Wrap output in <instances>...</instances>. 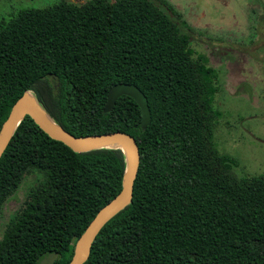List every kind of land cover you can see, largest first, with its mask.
<instances>
[{"label":"trees","instance_id":"obj_1","mask_svg":"<svg viewBox=\"0 0 264 264\" xmlns=\"http://www.w3.org/2000/svg\"><path fill=\"white\" fill-rule=\"evenodd\" d=\"M164 0L59 1L0 21V129L30 93L66 133L123 132L140 163L129 205L92 242L84 264H264V174L239 176L213 126L218 72ZM133 84L151 123L109 89ZM119 148L75 152L24 116L0 157V264H69L77 239L122 189Z\"/></svg>","mask_w":264,"mask_h":264},{"label":"rangeland","instance_id":"obj_2","mask_svg":"<svg viewBox=\"0 0 264 264\" xmlns=\"http://www.w3.org/2000/svg\"><path fill=\"white\" fill-rule=\"evenodd\" d=\"M58 1L0 0V21L20 9ZM164 1L191 27L196 55L207 57L218 72L213 105L222 115L213 136L219 153L237 161L239 176L264 174V0ZM20 195L23 191L4 208L0 238Z\"/></svg>","mask_w":264,"mask_h":264},{"label":"water","instance_id":"obj_3","mask_svg":"<svg viewBox=\"0 0 264 264\" xmlns=\"http://www.w3.org/2000/svg\"><path fill=\"white\" fill-rule=\"evenodd\" d=\"M122 96L130 97L135 101L140 109V125L144 129L147 128L151 123L148 101L141 90L133 84L118 83L112 86L106 97L104 111H110L117 99ZM26 115L51 139L63 143L75 152H86L100 148H119L125 155L126 170L121 191L95 215L85 231L75 242L73 255L69 264H84L89 257L92 242L101 228L131 202L134 181L140 163L138 145L133 137L123 132H111L82 137L72 136L49 118L30 93H25L12 106L7 119L0 129V157L17 126ZM44 115L52 121L56 128L49 125ZM123 145L126 151L123 150ZM57 259L58 254L52 253L45 255L37 264H55Z\"/></svg>","mask_w":264,"mask_h":264},{"label":"bare ground","instance_id":"obj_4","mask_svg":"<svg viewBox=\"0 0 264 264\" xmlns=\"http://www.w3.org/2000/svg\"><path fill=\"white\" fill-rule=\"evenodd\" d=\"M44 116H45V119L47 120V122L49 123V125L53 128H56L55 125L52 123V121L46 115H44ZM122 148L124 151H126V148L124 145L122 146Z\"/></svg>","mask_w":264,"mask_h":264},{"label":"flooded vegetation","instance_id":"obj_5","mask_svg":"<svg viewBox=\"0 0 264 264\" xmlns=\"http://www.w3.org/2000/svg\"><path fill=\"white\" fill-rule=\"evenodd\" d=\"M62 1H66V0H62ZM82 1H85V0H81V1H79V2H73V3H80V2H82ZM59 2V1H58ZM67 2H71V1H67ZM14 14V13H13ZM240 52V51H239ZM242 53H245V52H242ZM247 56H248V53H245ZM249 57V56H248Z\"/></svg>","mask_w":264,"mask_h":264}]
</instances>
